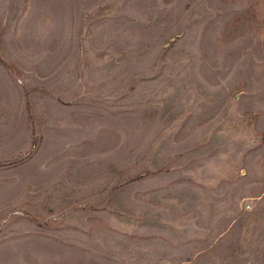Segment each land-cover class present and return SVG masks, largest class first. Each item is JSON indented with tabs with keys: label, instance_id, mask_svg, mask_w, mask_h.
<instances>
[{
	"label": "rangeland",
	"instance_id": "rangeland-1",
	"mask_svg": "<svg viewBox=\"0 0 264 264\" xmlns=\"http://www.w3.org/2000/svg\"><path fill=\"white\" fill-rule=\"evenodd\" d=\"M0 264H264V0H0Z\"/></svg>",
	"mask_w": 264,
	"mask_h": 264
}]
</instances>
